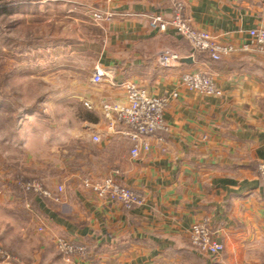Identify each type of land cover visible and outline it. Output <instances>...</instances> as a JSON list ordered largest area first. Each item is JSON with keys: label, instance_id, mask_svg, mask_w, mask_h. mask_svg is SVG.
I'll return each instance as SVG.
<instances>
[{"label": "crops", "instance_id": "0c3cea01", "mask_svg": "<svg viewBox=\"0 0 264 264\" xmlns=\"http://www.w3.org/2000/svg\"><path fill=\"white\" fill-rule=\"evenodd\" d=\"M180 1L194 28L237 52L215 62L174 29L151 28V16L172 18L170 0H0V178L4 164L34 166L48 189L65 187L61 203L0 194V249L10 256L0 264H264V52L249 36L264 27V0ZM88 8L114 16L95 24ZM166 51L178 56L173 68L157 62ZM91 55L92 73L79 83V57ZM96 66L111 81L93 86ZM189 72L211 77L223 95L188 91ZM129 83L151 96L178 94L168 130L138 158L103 109L126 102ZM32 84L43 90L32 94ZM65 102L73 124L62 123ZM115 170L143 206L126 210L82 186ZM204 221L224 245L218 256L192 244V226ZM59 238L87 255L65 261Z\"/></svg>", "mask_w": 264, "mask_h": 264}, {"label": "built area", "instance_id": "2783aa9c", "mask_svg": "<svg viewBox=\"0 0 264 264\" xmlns=\"http://www.w3.org/2000/svg\"><path fill=\"white\" fill-rule=\"evenodd\" d=\"M112 1L107 0L108 3ZM170 1L174 10L172 18L168 20L162 15L151 16L149 18L151 28L160 32H166L169 28L174 29L189 43L194 52L207 53L210 60L215 62L222 61L237 52L234 46L224 44L210 33L194 28L190 20L184 15L183 3L180 0ZM90 14L96 24L109 21L114 16L112 13L94 8L90 9ZM249 36L257 46L258 51L264 52V27L251 30ZM249 49L248 45L243 47V50ZM157 62L164 68H173L178 63V56L166 51L159 55ZM111 79L106 70L96 66L91 77V83L93 86H99L108 80L111 81ZM181 79L182 85L188 91L205 97H220L223 95L222 90L216 86L214 80L201 72L186 73ZM122 87L126 93V102L104 104L103 109L106 118L111 120L113 124L124 126L125 129L122 131V135L132 143L130 155L132 158H138L141 154L151 151L150 140L152 138L156 137L158 133L168 130L165 112L171 100L177 98L178 94L172 92L162 96H151L145 90L131 83L124 84ZM85 106L90 108L88 103H85ZM157 140L163 142L161 137H158ZM93 141L99 142L100 137L94 135ZM259 169L261 173H264V163L261 164ZM118 175L119 171L115 170L109 176L101 179L88 178L85 179L83 186L95 194L97 198L119 204L126 210L143 206L145 204L144 196L120 184L117 179ZM14 185L26 194L32 193L55 203H61L62 195L65 193V187L62 185L58 186L55 191L36 181H17ZM39 231L43 232L44 228H40ZM190 235L192 244L201 252L211 256H218L223 253L224 245L219 242L208 221L194 224ZM57 247L67 262L77 256H86L88 252L85 245L71 242L66 238H59ZM0 255L5 260L10 259L9 254L2 249H0Z\"/></svg>", "mask_w": 264, "mask_h": 264}, {"label": "rangeland", "instance_id": "374dc122", "mask_svg": "<svg viewBox=\"0 0 264 264\" xmlns=\"http://www.w3.org/2000/svg\"><path fill=\"white\" fill-rule=\"evenodd\" d=\"M79 7H81V6H79ZM81 8L84 9L83 7H81ZM88 9H90V8H88ZM87 13L90 16V18L92 19L91 14H90V10H87ZM92 70H93V56L91 55V56H89L87 58L85 57L84 59L79 57V69H78V80H79V83L82 82V81H85V79L88 78V76L92 73ZM49 87L47 85L45 89L49 90ZM30 88H31V91H32L31 93L32 94H35L36 91L39 88H40L39 91L43 90V87H38L36 84H32L30 86ZM30 103L34 104V106L36 104V102H34V101H30ZM65 105L66 106H63V108H62L63 113H65V116H63V118H61L62 123L65 124V125L73 124L74 123V118L70 117V106H69V103L65 102ZM76 106H77V109H76L77 113H78V115H80L83 112L82 110H84L83 109L84 108L83 107V103L78 101ZM14 107H15V109H18V111L22 110V108L19 107V105L17 103L15 104ZM51 119L52 118H46L47 124L50 123ZM78 119H80V118H78ZM15 120H16V117H12L11 120L9 121V123L11 125L15 124L16 123ZM12 137H13V134H12ZM14 140H17V136L15 134H14ZM2 167L4 169L5 174H4V176H2V178H0V194H4L5 191H7V189H8L10 191V196L11 197H16V196L18 198L21 197L22 193H24V192L22 190L18 189L14 185L17 181H28V182L36 181V182L42 183L46 187V185H45L46 182L42 178H40L39 174L37 173V170H35V169L33 170L32 169V168H34V166H30L31 169H28V170L27 169L25 170V168L21 167L20 165H16V164L15 165H13V164H9V165L4 164V165H2ZM88 178H90V177H85L82 180V186H83V183H84L85 179H88ZM27 195L28 196H35L32 193H27ZM22 198L23 197H21V199Z\"/></svg>", "mask_w": 264, "mask_h": 264}]
</instances>
